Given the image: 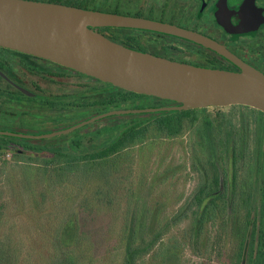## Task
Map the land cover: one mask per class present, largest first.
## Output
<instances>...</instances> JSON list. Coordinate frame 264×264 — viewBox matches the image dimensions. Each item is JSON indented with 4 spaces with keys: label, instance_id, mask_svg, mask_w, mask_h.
Wrapping results in <instances>:
<instances>
[{
    "label": "trees",
    "instance_id": "16d2710c",
    "mask_svg": "<svg viewBox=\"0 0 264 264\" xmlns=\"http://www.w3.org/2000/svg\"><path fill=\"white\" fill-rule=\"evenodd\" d=\"M46 1L149 17L139 11H121L116 6L113 8L91 7L81 2ZM98 29L100 31L101 29H120L150 32L127 27ZM150 33L161 34L155 31ZM108 37L133 48L149 50L130 42ZM131 39L133 38L130 37L129 40ZM76 73L92 78L98 83L97 86L87 90L88 93L101 94L99 99L87 101L88 103L81 102L79 106L82 107L137 100H143L146 104L136 105L134 108L180 104L177 101L129 91L79 71ZM105 85L112 86L114 90H106ZM78 94L80 98H83L86 91L83 90ZM231 106L234 111L218 122L210 117L199 121L198 112L206 108L160 109L111 114L105 116L108 118H99L109 120L108 124L87 130L72 140H61L50 144L43 142L44 138L50 137L28 138L0 133V154L11 152L14 156L27 158L20 163L14 162L0 166V175H5L2 179L8 184L6 189L0 188V211H8L13 205L19 208L28 201L39 208L38 213L43 211L37 217V233L31 236L33 241L31 244L35 246L32 252L35 262H31L27 256L21 259L22 254L17 245L20 240H16L13 231L17 227V219L0 217V264H19L20 261L22 264H81V259L86 256H89V264L96 258L97 240L92 237L93 240L87 242L83 233L85 224L80 213L79 216L76 213H69V217L67 215L60 217L59 212L68 206L71 210V206L60 201L53 203V201L56 202L57 197L62 198L65 187H68L70 183L78 190L83 187L86 189L88 181L98 174L99 171H95L98 166L107 165L116 169L120 161L117 160V156L122 154L120 156L122 157L125 152L128 155L130 152L127 149L145 139L151 131L156 130L165 137H174L182 133L186 127L190 128L191 125L196 134L194 158L198 181L192 197L186 202L187 207L183 208L174 223L178 224L187 219L188 227L185 236H188V241L193 246H197L204 231L209 225H214L220 216L227 215L233 218L237 215L243 219L244 227L249 233L250 257L254 259L255 264H264V112L242 104ZM39 115L43 116L42 119L47 117V115ZM51 119H56V116ZM58 119L64 121L66 118ZM29 120L30 118H27L25 123ZM44 133L47 132H37L34 135ZM123 161L124 157L120 162ZM99 174L104 180L102 186L107 189L102 195L108 197L114 185L109 182L111 170L106 168ZM15 179L19 181V185L14 182ZM75 202L77 201L74 200L72 203ZM52 203L55 208L46 212L48 204L53 205ZM79 205H81L80 202L76 206L72 205V209ZM139 208V204L133 207L127 204V214L123 218L122 228L111 238V246H115L104 252L105 257L101 256V264L105 261L107 264H146V260L156 253L166 226L155 219L147 223L146 219L139 215ZM131 211L133 213L129 215ZM54 214L59 215L52 217ZM54 218H56L55 224ZM238 222H240L239 219ZM89 244L88 250L86 245ZM40 246L45 256H41V253L37 254ZM170 247L166 251L165 249L161 251L162 256L175 255L169 250Z\"/></svg>",
    "mask_w": 264,
    "mask_h": 264
},
{
    "label": "rangeland",
    "instance_id": "374dc122",
    "mask_svg": "<svg viewBox=\"0 0 264 264\" xmlns=\"http://www.w3.org/2000/svg\"><path fill=\"white\" fill-rule=\"evenodd\" d=\"M62 1L81 2L91 7L103 6L113 8L116 6L121 11H139L149 16H159L161 13V6L157 0ZM101 31L106 36L130 42L144 49H151L154 44L161 45L164 41L160 36L139 31L120 29H101ZM261 31H264V26L261 28ZM130 37L133 38L131 41L129 40ZM3 55V52H0V58ZM187 59L196 60L193 57ZM33 77L36 80L41 78L37 76ZM55 78L50 79L48 82L39 80V83L46 84V86L49 85L48 89L45 88L47 93H60L63 91L70 93V103L65 109L71 112H69L64 122L58 123L56 120H45L42 123V116L39 114L54 113V109L33 106L34 103L27 98L17 99L13 97L4 90V88L13 87L0 79V129L20 132L26 130L35 133L45 132L58 129L59 127L72 126L113 109L134 108L136 105L146 104L143 100H137L112 105L97 104L82 107L79 106L81 102L86 103L87 101L91 102L101 98V94H91V92L88 93L87 91L92 86L98 85L96 80L81 76L74 71H70L65 85L61 82L57 84ZM105 88L109 91L114 90L110 85H105ZM83 90L86 91V94L83 98H80L78 93ZM215 107H204L206 108L205 110L199 111V121L204 120L206 117H210L215 122L222 121L226 115L234 111L231 105ZM21 109H26L27 113H37L33 114L36 120L35 123L34 120L30 122L34 124L24 123L20 125L16 121V119L20 120L17 116L20 114ZM98 120L100 119L70 132L44 138L43 142L50 144L60 142L61 140H72L80 134H84L87 130L110 123L107 119L96 122ZM195 138L196 134L193 131L192 125L190 128L186 127L182 133L174 137H165L156 130H153L145 139L127 149L130 152L128 155L126 154L127 152L123 153V162H120L122 154L117 156V160L119 159L120 161L117 163L118 167L116 169L113 166L100 165L95 170L99 172L106 168L111 170L109 182L114 185L108 193V197H103L102 195L106 188L102 186L104 180L98 172L93 179L90 178L91 180L88 181L86 189H83V187L78 190L70 183L64 189L62 194L63 199L57 197L56 202L53 201V203L60 201L71 206V210L68 206V208H64L59 212L60 217H65L66 215L69 217V213H76L79 216L80 213V217L85 224L83 233H85L87 242H91L93 240L92 237L97 240L95 249L96 258L91 260L89 264H101V256L103 255L102 258L105 257L104 252L109 251L115 246H111V238L122 228V221L127 214L126 206L128 203L132 207L139 204V215L146 219L147 223L155 219L159 220L160 224L166 226L163 239L160 242L161 244L159 243L160 245L156 253L146 260V264H255L254 259L250 257L249 233H247L246 227H244L243 219L239 218V216L235 215L233 218L227 215L220 216L214 225H209L204 231L197 246H193L188 241V236H185L188 220L186 219L178 224L174 223L183 208L187 207L188 204L186 202L192 197L198 181V171L195 169L194 158ZM113 158L115 160L114 156ZM26 159V157L14 156L11 152H5L0 154V166L14 162L20 163ZM2 178H5V175H0V188L6 189L8 184ZM14 182L16 184L19 183L16 179ZM99 186H102V188H98ZM74 200L77 202L72 203ZM79 202L81 203L80 207L72 209V205L76 206ZM54 208V204H48L45 211L50 212ZM38 209L31 201H28L27 203L24 202L22 206L20 205L19 208L13 205L8 211H0V217L2 218L17 219V227L13 231L16 240H20V242H17V245L22 254L21 259L27 256L31 259V262H35L36 260L32 257L35 246L31 244L33 242L31 236L37 233L38 214L43 213V211L38 213ZM132 213L133 211L129 212V215ZM59 214H54L52 217H56ZM60 217L59 219H61ZM238 219L240 222H238ZM86 246L89 250L90 244ZM169 247V250L174 252L175 255L162 256L161 251L164 249L166 251ZM38 249L40 251L38 250L37 254L41 253V256H45L44 251L41 250L43 248L40 246ZM88 259L89 256L83 257L81 264H88ZM20 262L19 264H22ZM103 264H107V261Z\"/></svg>",
    "mask_w": 264,
    "mask_h": 264
},
{
    "label": "water",
    "instance_id": "95a60500",
    "mask_svg": "<svg viewBox=\"0 0 264 264\" xmlns=\"http://www.w3.org/2000/svg\"><path fill=\"white\" fill-rule=\"evenodd\" d=\"M239 34L254 35L264 21L255 0L241 6ZM100 27H127L168 33L211 47L238 65L240 71L211 68L170 59L127 46ZM0 46L46 58L123 89L177 101L178 105L119 108L44 134L1 130L28 138L70 132L96 119L130 112L247 105L264 112V72L214 39L167 21L143 15L106 11L46 0H0Z\"/></svg>",
    "mask_w": 264,
    "mask_h": 264
},
{
    "label": "flooded vegetation",
    "instance_id": "af4514ba",
    "mask_svg": "<svg viewBox=\"0 0 264 264\" xmlns=\"http://www.w3.org/2000/svg\"><path fill=\"white\" fill-rule=\"evenodd\" d=\"M157 1L161 6V13L159 16L153 15L149 17L167 21L202 33L214 39L247 63L264 72V31H261V28L264 26V21L260 24L257 33L254 35L239 34L224 23V20L227 19L233 27L240 24L243 18L241 6L245 0ZM255 4L258 8L262 9L264 16V0H255ZM149 31L151 32V30ZM160 33L161 34H157V36L164 39L163 43L161 45L154 44L148 52H155L154 54L160 56L205 67L221 68L232 71L241 70V68L229 58L211 47L184 37L163 32ZM0 52L4 54L0 58V79L13 87H7L4 88V90L17 99H29L34 103L33 106L44 109L49 107L54 109V113L42 114L47 115V117H44L45 119L41 120L42 123L45 120H56L58 123L64 122V119V121H61L58 118H66L70 112L65 109L70 103V93L65 91L60 93H47L45 88L48 89L49 85H43L39 83V80L48 82L50 79L52 80L56 77L57 84L61 82L65 85L69 78L70 71L76 72V70L52 60L34 56L19 50L0 46ZM189 57H193L196 60L187 59ZM33 76L41 78L36 80ZM16 91L20 93H15ZM26 111V109H21L20 114L17 116L20 120L16 119V121L19 122L20 125H23L25 123L24 118H30L25 124H34L36 120L33 114L37 113H27ZM55 116L56 119H51V117ZM33 120L34 123H30ZM63 128L66 127H59L58 129L45 132L50 133ZM24 132L35 134V132L29 130Z\"/></svg>",
    "mask_w": 264,
    "mask_h": 264
}]
</instances>
